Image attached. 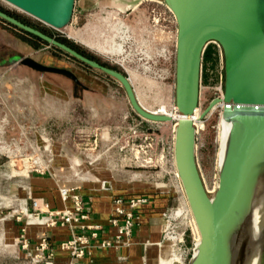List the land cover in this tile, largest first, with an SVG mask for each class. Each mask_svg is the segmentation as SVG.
Returning <instances> with one entry per match:
<instances>
[{"label":"rangeland","instance_id":"374dc122","mask_svg":"<svg viewBox=\"0 0 264 264\" xmlns=\"http://www.w3.org/2000/svg\"><path fill=\"white\" fill-rule=\"evenodd\" d=\"M79 1L82 2L74 1L73 9V17L78 15L77 18L58 29L4 0H0V6L118 68L130 77L138 100L146 108L159 111L164 107L170 111L174 103L175 55L169 59L153 57L149 63L134 58L122 63L95 46L106 36H112L106 19H118L127 26L132 42L114 36V43L124 42L130 53L150 46L149 51L156 56L161 45L152 38L151 19L154 11L160 12L161 17H173L166 4L157 6L145 1L138 7L130 3L117 8L109 4L111 0H99L79 15ZM14 26L0 17V60L5 57V62L0 65V174H6L11 183L23 178L24 174H13L11 168L21 171L22 158L28 156H37L43 165L48 164L42 173L32 171L43 175L49 174L52 167L62 165L65 156L76 163L87 158L98 162L101 169L113 165L117 168L116 175L133 180L132 188L136 192L165 194L173 206L177 205L179 178L174 173L173 163L176 120L154 121L140 116L116 78L75 59L54 44L26 36ZM208 49L209 53L204 55L203 51L201 59L199 112H203L213 98H220L223 92V54L214 43L209 44ZM25 56L71 69L87 87H74L73 80L63 74L40 72L21 64L20 59ZM57 78L61 80L57 81ZM53 80L63 85L62 91L46 89V82ZM221 116L222 107L216 106L196 126V161L210 196L214 194L218 175ZM44 137L48 138L46 144ZM49 142L51 151L44 150V144L47 146ZM126 169L128 174L124 173ZM192 218L191 214L190 221L182 223L187 226V246H192L194 238L199 239ZM172 249L169 244L161 247L160 258L171 254L175 260L177 253Z\"/></svg>","mask_w":264,"mask_h":264},{"label":"water","instance_id":"95a60500","mask_svg":"<svg viewBox=\"0 0 264 264\" xmlns=\"http://www.w3.org/2000/svg\"><path fill=\"white\" fill-rule=\"evenodd\" d=\"M54 28L71 18L75 0H5ZM114 3L127 5L124 0ZM124 1V2H123ZM176 21L174 105L182 116L173 128V163L199 231L185 264H247L252 248L250 228L256 210L264 208V0H162ZM0 17L33 33L75 58L116 78L132 108L148 120L173 117L143 106L131 80L121 71L88 57L0 9ZM223 52V112L231 122L227 150L209 195L196 161V127L191 119L199 100L202 54L208 40ZM20 62L41 71L61 73L77 84L66 67L30 56ZM84 87H87L83 84ZM213 98L205 108L216 101ZM264 241V223L257 232ZM172 264H182L178 259Z\"/></svg>","mask_w":264,"mask_h":264},{"label":"crops","instance_id":"0c3cea01","mask_svg":"<svg viewBox=\"0 0 264 264\" xmlns=\"http://www.w3.org/2000/svg\"><path fill=\"white\" fill-rule=\"evenodd\" d=\"M98 1H79V15L82 14V10H86L89 5ZM124 1L127 5L133 3L136 7L145 1H150L157 6L163 3L162 0ZM174 46L173 41L170 47L175 51ZM4 62L5 57L0 60V65ZM58 80L61 79L57 78ZM57 81L46 82L48 86L46 89L54 92L62 91L63 85ZM65 157H63L62 165L52 167V171L46 175L31 172L11 183L5 175L0 174V264L27 263L26 251L15 242L21 234L30 243H34L43 236L47 237L54 249V264H158L162 253L161 247L168 245L167 241H162V211L173 207V202L170 203L168 195L147 193V191L136 192L132 188L133 180L124 175H116L117 168L115 169L113 165L101 169L98 162H90L87 158L79 160L78 169L82 175L77 178L70 168L72 161ZM112 170H114L113 173ZM126 171L127 169L124 173L128 174ZM26 186H30L32 195L43 197L52 208H62L70 204V200H61L59 186L77 187L83 205L89 213V220L102 225L98 237L91 239L83 257L71 258L67 250L60 248V241L69 234L67 226L25 223V219L18 220L11 214L13 207L29 202ZM117 195L146 196L147 200L135 209L137 218L130 241L128 243L113 241L109 246L101 247L98 244L99 239L114 240L115 227L109 223L108 218L113 198ZM22 227H24L23 231Z\"/></svg>","mask_w":264,"mask_h":264},{"label":"built area","instance_id":"2783aa9c","mask_svg":"<svg viewBox=\"0 0 264 264\" xmlns=\"http://www.w3.org/2000/svg\"><path fill=\"white\" fill-rule=\"evenodd\" d=\"M167 6V5H166ZM168 8V7H167ZM168 10H170L168 8ZM173 14V13H172ZM73 12L70 19L77 18ZM152 29L153 39L160 42L161 47L157 51L156 56L152 54L149 49L140 48V51L132 52L144 59L143 62L149 63L153 57H161L169 59L175 51L171 49L170 44L174 41L176 44V21L175 17H161L160 12L154 11L152 14ZM172 26V27H171ZM128 33V28H127ZM132 42V37L128 33V39ZM216 44L221 52L222 48L219 42L215 39L208 40L205 48L209 44ZM175 48V46H174ZM204 48V50H205ZM223 54V52H222ZM150 58V61L148 59ZM129 77V76H128ZM130 78V77H129ZM171 108L176 110L174 103ZM155 111L156 110H152ZM46 144L47 137L43 138ZM44 150L51 151L50 142ZM5 146V145H4ZM7 150H9L7 148ZM26 161L24 162V160ZM31 159V160H30ZM30 160V161H29ZM89 161H93L89 159ZM27 162V164H26ZM38 166V167H37ZM48 164L43 165L37 156H28L22 158L23 172L18 174H28L37 171L42 173ZM72 174L77 178L81 176L78 169V163L72 162L70 164ZM178 177V176H177ZM27 197L29 202L11 209V214L18 220L25 219V223H39L48 226L63 225L69 228L68 236L61 240L59 246L69 252L71 258H81L85 255L91 239L97 238L99 230L102 225L96 222H91L89 213L86 211L80 193L76 186H59L58 191L62 201L70 200V204L62 208L50 207L47 200L41 196L32 195L30 186H26ZM146 196H123L117 195L113 198V205L108 221L115 227L113 235L114 240L107 238L99 239L98 244L101 247L109 246L113 241L116 243H128L132 237L133 225L136 221L135 209L140 204L146 202ZM191 216L190 208L187 204L183 189L179 181V195L177 205L162 211L163 219V233L162 241H167L169 245L177 253L175 259H178L185 264L191 255L193 245L196 241L194 238L192 246L185 244L186 228L182 223L189 222ZM24 227H22V231ZM26 251V264H54V249L50 245L47 237L43 236L34 243H30L23 234H21L15 241ZM160 242H158L159 244Z\"/></svg>","mask_w":264,"mask_h":264},{"label":"bare ground","instance_id":"6f19581e","mask_svg":"<svg viewBox=\"0 0 264 264\" xmlns=\"http://www.w3.org/2000/svg\"><path fill=\"white\" fill-rule=\"evenodd\" d=\"M103 1L105 2V0H102V2ZM5 2H7V1H5ZM7 3H9V2H7ZM9 4L13 6V4H11V3H9ZM104 4H106V3H104ZM109 4H112V6H115L117 8H123V7L127 6V5H123L120 3H114L113 0H111ZM106 21H107V24L110 26V29L113 31L112 36H109V37L106 36L103 41H98L95 44V46L99 50H102L104 53L110 54L116 60H118L122 63H124L125 61L131 62V60H133V58L135 60L139 59L140 57L137 54H132V53L128 52L126 49V45L124 44V42L128 39L127 26H125L118 19L112 20V21L106 19ZM69 33H71V32L69 31ZM114 36H118L124 42L121 41V42L114 43L113 38H112ZM148 61H150V58L148 59ZM223 104H224V101H223L222 96H221L220 98H217L216 101H214L213 103H211L208 106V109L206 112H204L205 109L203 110V112H199L198 107H197L198 105H197L193 111L192 116H191V119H192L195 127L197 126V124L198 125L201 124V122H200L201 119L205 115H207V113L212 112V110L216 106H220L223 108ZM156 113L169 114L173 117L174 120H177L178 118L182 117L177 112V110H174L173 108H171L170 111H166V109L164 107H161L159 109V111L158 110L156 111ZM230 131H231V122L228 119V117L225 115V113L223 112V109H222V116L220 118V138H219L220 142H219V152H218V169L222 167V164L224 161ZM25 161H26V159L24 160V162ZM26 164H27V162H26ZM11 171L13 174H15V173L23 172L24 170L20 171V170H17L13 167V168H11ZM174 173L177 176L176 170ZM10 174H11V172H10ZM192 221L194 223V227H195V229L198 233V236H199V231L197 229V226H196L193 218H192ZM263 223H264V208H259L258 210H256L254 217H253V220L251 222L250 236L249 237H250V240H251L253 245H252L249 257H248V263L247 264H264V241H259L257 238V232L260 229V227L263 225ZM168 259L170 261H167ZM173 259H174V257L171 254L166 256V257H161V258L159 257V264H172Z\"/></svg>","mask_w":264,"mask_h":264},{"label":"trees","instance_id":"16d2710c","mask_svg":"<svg viewBox=\"0 0 264 264\" xmlns=\"http://www.w3.org/2000/svg\"><path fill=\"white\" fill-rule=\"evenodd\" d=\"M0 9L3 10V11H5V12H7L8 14L14 16L15 18L21 20L22 22H24V23H26V24H29V25H31V26H33V27H35V28H37V29H39V30H41V31H43V32H45V33H47V34H49V35H51V36H54V35H52L50 32L46 31L45 29L35 26V25L32 24L30 21H28V20L25 19L24 17H21V16L18 15L17 13L12 12V11H10V10L4 8V7H1V6H0ZM14 27L18 28L17 26H14ZM18 29L21 30V31L23 32V34H25L26 36H28V37H30V38H32V39H35L36 41L46 42L45 40L41 39L40 37H38L37 35H35V34H33V33H30V32H28V31H25V30H23V29H21V28H18ZM55 38H57V39H58L59 41H61V42H65L66 44L70 45L71 47H73V48L76 49L77 51L83 53L84 55H86V56H88V57H91V58H94V59H96L97 61H99L100 63H102V64H104V65H107V66H109V67L115 68V69L118 70V68H116L115 66H112V65H110L109 63H106V62L100 61V60H99L97 57H95V56H91V55H88V54L82 52L78 47H76V46L70 44L66 39L61 38V37H58V36H55ZM30 42H31V41H30ZM35 46H36V45H35ZM56 48L62 50V49L59 48V47H56ZM65 52H66V51H65ZM66 53H67V52H66ZM207 53H209V49H208V47L205 48V50H204V55H206ZM67 54L70 55V56H72V55L69 54V53H67ZM73 57H74V56H73ZM74 58H75V57H74ZM75 59H76V58H75ZM78 60H79V59H78Z\"/></svg>","mask_w":264,"mask_h":264},{"label":"flooded vegetation","instance_id":"af4514ba","mask_svg":"<svg viewBox=\"0 0 264 264\" xmlns=\"http://www.w3.org/2000/svg\"><path fill=\"white\" fill-rule=\"evenodd\" d=\"M21 64H24V63H22L21 62ZM24 65H27V64H24ZM30 67V66H29ZM32 68V67H31ZM32 69H34V70H37V69H35V68H32ZM37 71H40V72H51V71H41V70H37ZM53 73H55V72H53ZM58 74H61V73H58ZM62 75V74H61ZM67 77V76H66ZM69 78V77H68ZM72 80V79H71ZM73 83H74V87H77V86H79V85H81V86H83L82 84H77V83H75L74 81H73Z\"/></svg>","mask_w":264,"mask_h":264}]
</instances>
